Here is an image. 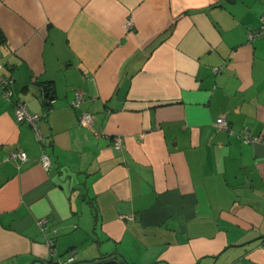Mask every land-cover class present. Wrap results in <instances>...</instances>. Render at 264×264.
I'll use <instances>...</instances> for the list:
<instances>
[{"label": "crops", "instance_id": "crops-1", "mask_svg": "<svg viewBox=\"0 0 264 264\" xmlns=\"http://www.w3.org/2000/svg\"><path fill=\"white\" fill-rule=\"evenodd\" d=\"M262 10L0 0L13 77L11 100L0 89V264H50L47 239L75 264H264V141L241 138L264 136V33L248 36ZM14 101L41 115L44 146Z\"/></svg>", "mask_w": 264, "mask_h": 264}, {"label": "built area", "instance_id": "built-area-1", "mask_svg": "<svg viewBox=\"0 0 264 264\" xmlns=\"http://www.w3.org/2000/svg\"><path fill=\"white\" fill-rule=\"evenodd\" d=\"M260 19L262 24H264V10H262L260 14ZM128 25V23H127ZM264 26V25H262ZM261 26V27H262ZM258 28L257 30H250L248 33L249 39L256 38L258 36H261L262 29ZM2 68V65L0 63V69ZM13 83V77L10 75H6L2 72H0V89L2 92V95L5 99L11 100L13 91L11 88V85ZM81 98L79 94H75V97L71 103L73 107H78L80 105ZM14 114H15V120L17 122H27L31 125L33 130L35 131L37 139L41 142V144L44 146V137L39 129L38 121L41 117V115L37 112L31 111L28 106L25 104L24 101H14ZM91 120V116L88 113H81L79 116V122L82 125H86ZM215 125L220 126L222 128H226L230 133H232V128L230 126L229 121L226 119L225 116L221 115L218 116L215 120ZM241 138L244 142H257V141H264V136H255L251 135L250 132L246 131L241 134ZM113 145L115 148H119L120 140L118 138H114ZM8 158L11 159H17L19 161H25L27 159L26 152L23 150H13L10 151L8 154ZM40 163L42 167L46 170L51 165V159L46 152H42L40 155ZM44 219L38 220V224L41 228H44ZM47 245L50 249V255H51V262L50 264H73L75 263V256L72 251H69L68 253H65L64 255H60L57 253L54 242L52 239H47Z\"/></svg>", "mask_w": 264, "mask_h": 264}, {"label": "water", "instance_id": "water-1", "mask_svg": "<svg viewBox=\"0 0 264 264\" xmlns=\"http://www.w3.org/2000/svg\"><path fill=\"white\" fill-rule=\"evenodd\" d=\"M46 89V88H44ZM46 96H52L51 94L49 95L48 93L46 94ZM75 264V263H73ZM84 264H128L127 262L123 263L119 260H117L116 258H107V259H104V260H101V261H97V262H87V263H84Z\"/></svg>", "mask_w": 264, "mask_h": 264}, {"label": "rangeland", "instance_id": "rangeland-1", "mask_svg": "<svg viewBox=\"0 0 264 264\" xmlns=\"http://www.w3.org/2000/svg\"><path fill=\"white\" fill-rule=\"evenodd\" d=\"M64 255V254H63Z\"/></svg>", "mask_w": 264, "mask_h": 264}]
</instances>
